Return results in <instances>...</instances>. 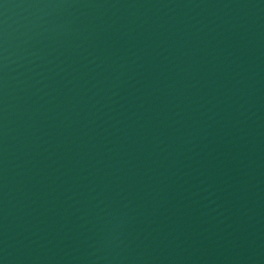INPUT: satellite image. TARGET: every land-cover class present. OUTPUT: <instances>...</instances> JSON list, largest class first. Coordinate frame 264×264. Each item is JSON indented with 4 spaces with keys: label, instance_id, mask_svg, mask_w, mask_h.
<instances>
[{
    "label": "water",
    "instance_id": "water-1",
    "mask_svg": "<svg viewBox=\"0 0 264 264\" xmlns=\"http://www.w3.org/2000/svg\"><path fill=\"white\" fill-rule=\"evenodd\" d=\"M0 264H264V0H0Z\"/></svg>",
    "mask_w": 264,
    "mask_h": 264
}]
</instances>
